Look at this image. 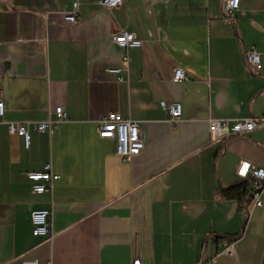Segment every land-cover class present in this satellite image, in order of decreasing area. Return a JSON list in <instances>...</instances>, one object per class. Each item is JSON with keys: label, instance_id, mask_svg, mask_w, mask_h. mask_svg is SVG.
<instances>
[{"label": "crops", "instance_id": "crops-1", "mask_svg": "<svg viewBox=\"0 0 264 264\" xmlns=\"http://www.w3.org/2000/svg\"><path fill=\"white\" fill-rule=\"evenodd\" d=\"M79 1L66 23L73 0H0V264H264V206L246 214L221 194L242 181V161L264 167V126L215 143L208 134L212 119L264 116V0H241L233 24L224 0ZM124 30L143 45L121 49ZM248 45L260 72L245 64ZM162 100L182 103L178 123ZM58 106L67 119L39 132ZM111 112L141 123L132 161L99 137ZM48 163L61 178L38 194L27 173ZM35 209L52 211V237L33 235Z\"/></svg>", "mask_w": 264, "mask_h": 264}, {"label": "built area", "instance_id": "built-area-1", "mask_svg": "<svg viewBox=\"0 0 264 264\" xmlns=\"http://www.w3.org/2000/svg\"><path fill=\"white\" fill-rule=\"evenodd\" d=\"M127 0H101V4L107 9H115L126 3ZM241 0H224V9L226 12V21L233 24L232 17L240 8ZM73 8L66 12L64 21L66 23H75L79 19L80 1L73 0ZM114 42L123 50L132 47H140L143 41L138 39L136 35L129 31H121L113 37ZM245 64L252 72H260L263 68L261 53L255 45H248L244 50ZM124 60H128L125 56ZM124 69L116 68L111 71L120 74ZM187 78L184 69L176 67L173 71V79L181 82ZM123 80V77L120 76ZM161 106L168 112L170 123H178L183 114V105L181 102L161 101ZM6 106L4 99L0 96V124L5 116ZM67 119V114L62 106L55 109V118H50L36 125L39 132L53 133L55 126ZM264 126V116L248 117L231 121L229 119H212L209 121V140L212 143L226 140L236 135L248 134L256 129ZM9 130L12 134H18L25 139L26 145L30 143V132L23 124L9 123ZM100 138L115 140L117 153L126 161L139 155L145 147L144 137L141 131V123L130 117H123L120 113L111 112L103 116L97 127ZM238 176L242 181H248L249 190L252 196V207L264 206V167H257L251 162L242 161L238 167ZM28 179L31 181L32 189L38 194H45L53 191L54 184L61 178V175L55 173L52 164L48 163L44 171H30L27 173ZM249 210H245L248 214ZM32 232L36 237H52V211L50 209H35L31 214ZM218 246L225 253H230L232 242L218 241ZM22 264H39V259L24 260ZM132 264H143L140 260H135ZM201 264H210V261Z\"/></svg>", "mask_w": 264, "mask_h": 264}, {"label": "trees", "instance_id": "trees-1", "mask_svg": "<svg viewBox=\"0 0 264 264\" xmlns=\"http://www.w3.org/2000/svg\"><path fill=\"white\" fill-rule=\"evenodd\" d=\"M221 194L226 199L236 200L241 210H249L253 205L248 181H240L235 185L222 189ZM237 238L239 236L235 237V239ZM231 241H234V239Z\"/></svg>", "mask_w": 264, "mask_h": 264}]
</instances>
